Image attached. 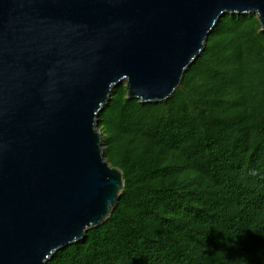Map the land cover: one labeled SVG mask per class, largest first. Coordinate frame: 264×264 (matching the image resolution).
<instances>
[{"label":"water","instance_id":"water-1","mask_svg":"<svg viewBox=\"0 0 264 264\" xmlns=\"http://www.w3.org/2000/svg\"><path fill=\"white\" fill-rule=\"evenodd\" d=\"M226 13L264 0H0V264H48L112 214L126 184L100 113L163 101Z\"/></svg>","mask_w":264,"mask_h":264},{"label":"trees","instance_id":"trees-1","mask_svg":"<svg viewBox=\"0 0 264 264\" xmlns=\"http://www.w3.org/2000/svg\"><path fill=\"white\" fill-rule=\"evenodd\" d=\"M106 156L124 170L111 216L48 264H264V29L226 13L163 101L100 113Z\"/></svg>","mask_w":264,"mask_h":264}]
</instances>
